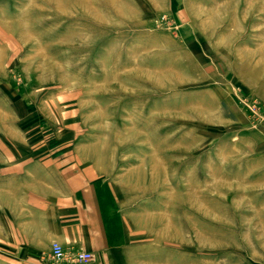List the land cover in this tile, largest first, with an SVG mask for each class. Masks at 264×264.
<instances>
[{
  "label": "rangeland",
  "instance_id": "1",
  "mask_svg": "<svg viewBox=\"0 0 264 264\" xmlns=\"http://www.w3.org/2000/svg\"><path fill=\"white\" fill-rule=\"evenodd\" d=\"M57 168L110 186L103 264H264V0H0L3 210Z\"/></svg>",
  "mask_w": 264,
  "mask_h": 264
},
{
  "label": "crops",
  "instance_id": "2",
  "mask_svg": "<svg viewBox=\"0 0 264 264\" xmlns=\"http://www.w3.org/2000/svg\"><path fill=\"white\" fill-rule=\"evenodd\" d=\"M41 171L36 184H29L27 177L21 195L17 188L10 189L8 212L3 210L0 183V264H103L102 253L122 243L120 225L115 232L111 223L115 197L103 193L109 184L77 170ZM34 174L29 179H35ZM54 241L65 253L90 251L94 259L47 261L45 254ZM19 251L27 257L19 258Z\"/></svg>",
  "mask_w": 264,
  "mask_h": 264
},
{
  "label": "built area",
  "instance_id": "3",
  "mask_svg": "<svg viewBox=\"0 0 264 264\" xmlns=\"http://www.w3.org/2000/svg\"><path fill=\"white\" fill-rule=\"evenodd\" d=\"M52 255L56 260H62L66 258V253L63 251L60 244L57 242L52 243ZM90 251L78 250L72 255V260L79 263H86L92 258Z\"/></svg>",
  "mask_w": 264,
  "mask_h": 264
}]
</instances>
